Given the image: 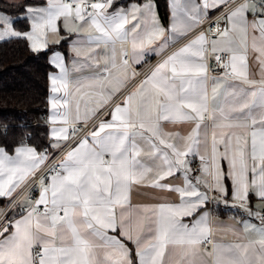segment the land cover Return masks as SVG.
I'll return each instance as SVG.
<instances>
[{"label":"snow or ice","instance_id":"6c2138e0","mask_svg":"<svg viewBox=\"0 0 264 264\" xmlns=\"http://www.w3.org/2000/svg\"><path fill=\"white\" fill-rule=\"evenodd\" d=\"M112 3L113 0H47L46 7L9 5L23 7L24 18H31L28 33L15 29L20 17L13 19L15 13L0 9V40L25 38L34 52L46 47L47 32H56L57 21L62 17L66 27L69 18L74 22L87 21L98 34L90 35V39L97 41V46H112V55L105 61L107 74L75 84H70L59 54L51 60L59 69V75L49 77L51 92H63L64 96L53 95L49 99L51 124L63 125L52 128L50 147L61 150L62 158L58 159L48 148L37 152L23 139L14 148V155L0 147V197H11L30 180L40 189L39 198L28 206L26 214L15 220L9 217L0 224V264H133L124 241L136 245L138 264H166V256L178 257L167 264H264V215L255 213L261 225L245 222L237 242L229 244L210 239L212 228L207 214L191 225L183 222L184 217L194 216L208 202L210 192L219 193L221 198L228 196L223 183L226 177L232 181V199L239 201L249 215L254 214L247 207L250 190L264 201V0H204L202 6L173 0L171 31L180 36L207 15L206 11L200 13L201 7L207 10L235 5L225 17L230 27L212 26V37L203 31L198 33L127 92L124 89L138 74L129 72L127 50L120 49L117 62L115 46L130 42L131 60L139 63L144 50L164 36L165 29L159 26L150 0L133 6L130 12L109 14L107 9ZM142 9L152 25L143 31L136 15ZM249 11L253 13L251 22L247 18ZM130 23L131 28L126 27ZM249 27L258 33L251 37V48L257 54L259 81L249 78ZM233 32L240 34L239 46L230 36ZM207 44L217 64L225 70L223 78L212 80L211 110ZM165 47L167 41L159 45L160 51ZM221 52L228 54L226 62L218 54ZM225 79L239 81L247 88L236 84L224 87ZM222 87L223 93L219 91ZM84 89L89 90L87 100L78 95ZM92 101L95 106L89 107ZM81 102L85 106L83 116ZM101 109L107 110L110 120L100 119L105 115ZM206 119L212 122L210 157ZM90 120L98 122L88 128ZM162 121L189 122L193 126L187 135H181L164 131ZM202 128L204 154L198 147ZM79 133L83 135L78 136ZM189 155H199L202 175L189 177ZM221 159L228 162L226 173L220 166ZM179 172L184 176L183 186L174 189L180 195L179 205L133 210V184L143 183L149 173H154L152 185L166 187L160 181ZM207 177H211V182ZM145 230L152 235L142 239ZM250 232L257 238H250ZM209 243L211 249L207 248Z\"/></svg>","mask_w":264,"mask_h":264},{"label":"crops","instance_id":"0c3cea01","mask_svg":"<svg viewBox=\"0 0 264 264\" xmlns=\"http://www.w3.org/2000/svg\"><path fill=\"white\" fill-rule=\"evenodd\" d=\"M7 3H20L25 0H4ZM32 1V3L29 6L32 7H46L47 6V0H29ZM92 1V0H89ZM153 11L157 17V20L159 22V26L165 29L164 36H162L160 39L156 40L149 48H146L144 50L143 59L140 60L139 63H133L131 60L132 57V51H131V43L126 44H117L116 52H117V62L119 61V51L121 48L128 51L129 54V72L135 71L138 75L136 76L135 80L132 81L129 84V87L124 89V92H127L131 89L132 85L137 83L138 81L142 80L146 75L150 74L151 70L159 64L163 59H165L168 55H171L174 51L178 50L180 47H183L186 43L190 41V39L195 38V36L202 32L198 31V28L200 25L208 20L217 18L218 15L221 16L222 20L225 22V27H230L225 19L228 12L232 10L233 7L229 8L225 11V13H222V10L226 7H220V8H209L207 10L203 9V7L200 8V13L207 12V15H204L201 23L199 25H194L193 28L187 32L186 35L180 36L177 33H174L171 31L172 25L174 23L173 21V8H172V2L173 0H167L168 2V25H164L162 21L160 20L156 5L153 0H150ZM204 0H181L182 4H191V5H201L203 4ZM211 2V0H209ZM146 3H149V0H145L141 3H135L131 2L127 5H114L112 3V7L107 9V12L109 14H114L116 11H124V12H130L131 8L133 6H142ZM257 3H259V0H257ZM75 7V5H73ZM90 10V9H89ZM139 21H140V30L143 31L144 29H151L152 25L150 23V20H146V13L142 9L140 13H136ZM260 11L257 10L256 17H260ZM248 21L251 22L253 20V13L249 11L247 13ZM29 28L26 32L28 33L31 31V18H28ZM132 23H136V21H132ZM191 23V21H189ZM126 27L131 28V23L129 25H126ZM57 31L51 32L48 31L46 35V47L43 48L40 51L46 50L51 46L61 45V48L53 49L51 53L48 56V62L53 68L49 74H48V113L46 116V125L48 127V137H49V152L50 153H56L59 150L52 149L50 147L51 143L53 142V138L51 135V130L53 127H62L63 125L61 123H57L55 125L51 124V116H52V109L51 104L49 102V99L51 96L56 95L58 97L63 98L64 94L63 92L55 93L53 94L51 92V75H59V69L56 68L52 63L51 60L55 54H59V56L62 58L63 63L65 67L68 70V80L70 84H75L78 81H87L90 79H93L99 75H106L104 69H105V61L107 58H110L112 55V46L108 45L105 46L103 44L98 45V42L95 40L90 39V35H98L94 32V29L91 27V25L87 21H73L72 18H69L67 21V27L65 26V20L62 17L60 20L57 21ZM258 33H254L251 27L248 29V40H247V46H248V69H249V78L253 80L259 81L261 79L260 72H259V64L256 61V53L252 51L251 45H252V35ZM230 36L235 39L236 44L240 45V34L238 32L230 33ZM12 38V37H9ZM8 39V38H7ZM6 40V39H4ZM27 40V39H26ZM2 41V40H1ZM165 41H167V47L164 48V50L161 52L159 45L164 44ZM27 43L31 49V42L27 40ZM206 49H209V51L206 52V63L209 66V60L211 61V51H210V44L205 45ZM150 49H155V51H151ZM32 50V49H31ZM77 51H79V55L77 54ZM223 53V52H221ZM145 55H147V59L145 58ZM91 57V58H89ZM98 61V62H97ZM110 59L108 60V63H110ZM216 78H223V75L221 76H215ZM214 78V77H213ZM209 81L208 79V94H209V107L211 110L212 106V80ZM229 84H236L241 87L247 88L246 85H240L239 81H235L232 79H225L224 87H227ZM259 85H257L258 87ZM71 91H75L74 89H70ZM221 93H223L224 88L222 87L219 90ZM89 92L88 89H84L82 93L78 95H84L85 100L88 99L87 93ZM122 95L118 94V96ZM221 103H223V97H220ZM89 107H94L95 102L92 101L88 105ZM108 107H111L109 105ZM73 109V115H75V104L72 105ZM59 111H63V109H60ZM101 111L105 112V115L103 117H100V119H106L110 120V116L107 114L106 109H101ZM81 116L85 115V106L84 103L81 102V109H80ZM97 120H90L88 122V125L90 128L94 123H97ZM164 125V131L166 132H180L181 135H187L188 132L191 131L192 124L189 122L185 123H179V124H170L166 121L161 122ZM204 124L208 125L207 128V149L208 154L210 157L211 154V132H212V122L211 120L206 119L204 121ZM220 131L219 129L217 130ZM204 129L201 130V141L202 143L198 146L200 149V154H204V148L205 145L203 143L205 137L203 135ZM69 141L68 143H70ZM179 143H183L182 141H178ZM28 146V145H26ZM32 147V146H29ZM221 151L223 150V145L219 146ZM37 150V149H36ZM39 152V150H37ZM9 155H14V150L11 153H8ZM147 159V158H144ZM187 159L190 161V167L192 168V171L189 173V177H196L202 175L201 173V161L199 158V155H189ZM221 168L225 171V173L228 170V162L226 160L221 159L219 161ZM251 163V161H250ZM154 175V173H149L148 178L143 182L139 184H133L131 186L130 190V205L132 206L134 211H139L140 207L143 206H149L152 208H158L161 205H179L181 203L180 195L178 192H176L174 189L177 187H182L184 182V176L182 172L176 173L173 176H169L166 179L160 181L161 184L166 185V187H154L152 183L150 182L151 177ZM209 182H211V177H207ZM223 183L225 187L228 190V196L222 197L217 192H210V199L208 202L192 217H184L183 222L188 223L191 225L195 222L196 219H198L201 215L207 214L209 224L212 228V239L213 241H218L222 244H229L237 242L238 240V234L243 232L244 224L247 222L248 224H254L257 227L261 225V220L255 215V213H260L264 211V201H261L259 197H257L254 193V191H249L248 201H247V207L249 210H251L254 214L249 215L248 211H246L244 208L240 207V202L232 199V181L228 179L227 177L223 180ZM24 186V185H23ZM22 186V187H23ZM21 187V188H22ZM202 190H205L203 188V185H200ZM21 188L17 189L16 192L12 194L11 197H0L4 198L9 204L11 200L15 197V195L21 190ZM39 198V194L37 195L36 199ZM35 199V200H36ZM20 206H28V203L25 200L20 201ZM6 207L0 208V224H4L5 221L11 217L13 220L19 219L20 216L26 214V212L21 213L17 216H13V213L11 212L6 215ZM43 207V206H41ZM119 212V209H117ZM148 225L145 224V229H147ZM11 230V229H10ZM110 235H117V233H109ZM7 235V233H5ZM142 239L145 237H150L152 233H149L147 230H145L142 234ZM247 235H249L250 238L256 239V234L254 232H250ZM121 240H123V237H120ZM126 246L129 248L133 264H138V258L135 256L136 252V245L131 241H124ZM212 248V244L209 249ZM178 259V257H168L166 256V264L169 260H175ZM210 264V261H209Z\"/></svg>","mask_w":264,"mask_h":264},{"label":"trees","instance_id":"16d2710c","mask_svg":"<svg viewBox=\"0 0 264 264\" xmlns=\"http://www.w3.org/2000/svg\"><path fill=\"white\" fill-rule=\"evenodd\" d=\"M145 0H113L114 5H127ZM157 14L166 26L168 25L167 0H153ZM32 1L7 3L0 0V9L15 13L13 19L20 17L15 29L26 32L29 28L28 19L24 18L23 7L9 5H27ZM61 45L51 46L43 51H32L25 38H8L0 41V147H5L11 153L23 143L37 150L49 147L48 127V74L53 69L48 62V56L53 49ZM5 133H7L5 135ZM0 198V208L7 205ZM20 206V205H19ZM17 206L13 216L21 214Z\"/></svg>","mask_w":264,"mask_h":264},{"label":"built area","instance_id":"2783aa9c","mask_svg":"<svg viewBox=\"0 0 264 264\" xmlns=\"http://www.w3.org/2000/svg\"><path fill=\"white\" fill-rule=\"evenodd\" d=\"M92 1H89V3H91ZM241 0H236V3H240ZM235 5H229L228 7H226L225 9L222 10V13L224 14L226 10H228L229 8L233 7ZM222 16V15H221ZM221 16L218 15L217 18H214V19H211V20H208L204 23H202L200 25V27L198 28L197 32L198 31H203L205 32L206 36L208 37H212L213 36V33L215 32V28H213L212 26L214 25H219V27L221 29L225 28V22L222 20ZM212 29V31H209V29ZM128 52V51H127ZM222 60H224L226 62V57H227V53H218ZM211 55V58L212 60L210 61L209 60V72H208V79L209 81L215 77V76H221L223 75L224 76V69H222L216 62V60L214 59V54L211 53L209 54ZM145 58L147 59V55H145ZM128 59H129V54H128ZM88 128H90V126L88 125ZM85 131H87V129H85ZM83 133H79L78 136H82ZM72 143V141L70 142ZM44 148H48V147H44ZM43 148V149H44ZM40 150L39 152H42L43 151ZM49 149V148H48ZM57 155V158H62V151L59 150L58 152L55 153ZM46 171V168L44 169ZM39 175V173H38ZM31 185V186H29ZM40 193V189H39V186L38 184L36 183H33L31 180L29 181V183L27 185H24L21 190L15 195V197L11 200V202L8 204L7 208H6V215L8 213H10L13 209H15L17 206L20 205V201L22 200H25L27 203H28V206L30 204H32V202L35 201L37 195ZM28 206H19L20 207V211L22 213L26 212L27 209H28ZM261 215H264V211L260 212ZM211 240L212 237H210ZM211 246V243H209L207 245V248L209 249Z\"/></svg>","mask_w":264,"mask_h":264},{"label":"rangeland","instance_id":"374dc122","mask_svg":"<svg viewBox=\"0 0 264 264\" xmlns=\"http://www.w3.org/2000/svg\"><path fill=\"white\" fill-rule=\"evenodd\" d=\"M7 38H9V37H6L5 39H7ZM1 41V40H0ZM148 60V59H147ZM7 206H8V204H7ZM7 208V207H6Z\"/></svg>","mask_w":264,"mask_h":264}]
</instances>
